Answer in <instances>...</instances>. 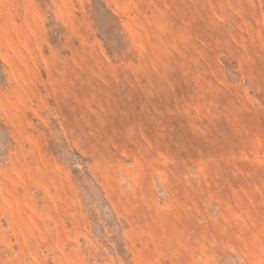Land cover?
<instances>
[{
	"label": "rangeland",
	"instance_id": "374dc122",
	"mask_svg": "<svg viewBox=\"0 0 264 264\" xmlns=\"http://www.w3.org/2000/svg\"><path fill=\"white\" fill-rule=\"evenodd\" d=\"M0 264H264V0H0Z\"/></svg>",
	"mask_w": 264,
	"mask_h": 264
}]
</instances>
